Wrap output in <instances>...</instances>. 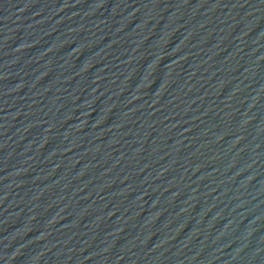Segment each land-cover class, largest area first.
<instances>
[{
  "label": "water",
  "instance_id": "95a60500",
  "mask_svg": "<svg viewBox=\"0 0 264 264\" xmlns=\"http://www.w3.org/2000/svg\"><path fill=\"white\" fill-rule=\"evenodd\" d=\"M0 264H264V0H0Z\"/></svg>",
  "mask_w": 264,
  "mask_h": 264
}]
</instances>
